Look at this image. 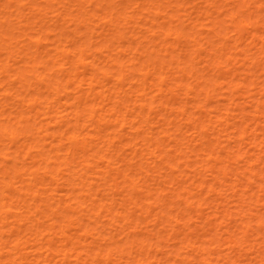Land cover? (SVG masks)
Here are the masks:
<instances>
[{"label": "bare ground", "instance_id": "obj_1", "mask_svg": "<svg viewBox=\"0 0 264 264\" xmlns=\"http://www.w3.org/2000/svg\"><path fill=\"white\" fill-rule=\"evenodd\" d=\"M0 264H264V0H0Z\"/></svg>", "mask_w": 264, "mask_h": 264}]
</instances>
